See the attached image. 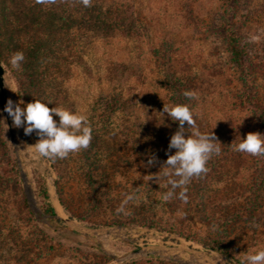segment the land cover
<instances>
[{
  "label": "rangeland",
  "instance_id": "374dc122",
  "mask_svg": "<svg viewBox=\"0 0 264 264\" xmlns=\"http://www.w3.org/2000/svg\"><path fill=\"white\" fill-rule=\"evenodd\" d=\"M100 1L119 10L118 21L72 29L76 44L58 74L59 97L46 87L45 95L29 91L25 82L22 98L2 63L8 101L72 104L87 116L92 140L66 159L38 157L35 131L25 135L13 125L0 93V264H229L218 249L236 264L264 250V214L244 212L248 200L264 198V157L232 147L250 132L264 135V0ZM224 28L238 36L241 63L230 55ZM164 104L188 105L198 129L221 143L208 172L187 185V203L182 188L163 200L169 180L178 179L165 177L161 165L179 128ZM49 207L73 225L57 221ZM110 226L120 228L116 237L92 232ZM138 246L154 254L116 261Z\"/></svg>",
  "mask_w": 264,
  "mask_h": 264
},
{
  "label": "trees",
  "instance_id": "16d2710c",
  "mask_svg": "<svg viewBox=\"0 0 264 264\" xmlns=\"http://www.w3.org/2000/svg\"><path fill=\"white\" fill-rule=\"evenodd\" d=\"M119 13V10L105 6L100 0H92V6L87 8L77 0H58L52 6L37 4L36 0H0V60L13 74L20 96L24 98L27 94L24 86L27 82L29 91L36 90L38 93H35L45 95L43 89L46 87L54 89L59 97L60 92L55 87H61L64 78L59 79L58 74L64 68L63 64L68 62L76 44L74 35H71L72 29L90 31L111 28L106 21H118ZM113 26L115 28L116 25ZM222 33L232 59L241 63L243 51L235 30L224 28ZM17 51L24 53L25 60L19 69H14L9 61ZM70 111H75L72 104ZM260 123L264 130V118L260 119ZM263 188L264 181L261 192ZM48 212L61 222L52 207H49ZM244 212L250 218H255L259 212L263 215L264 198L248 200ZM218 251L224 254L229 264L234 261L230 253ZM235 263L242 264L236 260Z\"/></svg>",
  "mask_w": 264,
  "mask_h": 264
},
{
  "label": "clouds",
  "instance_id": "9594fccd",
  "mask_svg": "<svg viewBox=\"0 0 264 264\" xmlns=\"http://www.w3.org/2000/svg\"><path fill=\"white\" fill-rule=\"evenodd\" d=\"M77 2L86 8L92 6V0H77ZM36 3L52 6L57 4L58 0H36ZM251 39L258 38L251 37ZM24 60V53L17 51L11 56L9 63L14 69H19ZM183 95L188 99L196 97L193 91H185ZM21 104L23 101L14 104L9 100L4 111L12 118L15 127L24 128L25 135L36 132L39 139L31 147L35 149L38 157L53 160L66 159L71 153L79 152L90 146L92 128L86 115L57 106L49 108V103L38 99L27 103L24 107H21ZM163 112L179 124L178 130L170 138L168 158L161 165L165 177L178 179L169 180L172 190L163 195V200H171L175 189L182 188L184 190L179 193V199L187 203V185L194 177H200L208 172L207 162L213 155L221 153V143L213 131L204 133L198 129L194 114L188 105L177 104L168 107L164 104ZM54 116L59 117L58 122ZM185 123L188 125L187 130L184 127ZM186 132L190 134L186 136ZM232 147L235 152L264 157V135L259 132H250L246 138L240 139V142L233 144ZM172 149L176 150L174 154H171ZM155 162L156 157L153 156L149 160V165ZM131 199H133L132 196L127 197L124 203L126 204ZM124 210V205L118 209L120 212ZM242 264H264V250L247 254Z\"/></svg>",
  "mask_w": 264,
  "mask_h": 264
},
{
  "label": "water",
  "instance_id": "95a60500",
  "mask_svg": "<svg viewBox=\"0 0 264 264\" xmlns=\"http://www.w3.org/2000/svg\"><path fill=\"white\" fill-rule=\"evenodd\" d=\"M6 76H7V72L4 69L3 64H2V62L0 60V93L3 95L4 107L6 106L7 101H8V94H7V90H6V87H7ZM6 115H7V118H9L8 113ZM9 128H10L11 133L13 134V127H12V125L10 123H9ZM16 160H17V165H18L19 171H20V173H21V175H22V177L24 179V183L26 184L27 175H26V172L23 169V163H22V161L20 159V156H19L18 152H16ZM57 217L60 219L61 222H63L67 226H72L73 223H74V221L72 219L62 218V217H60L58 215H57ZM116 229L120 230V228H116V227L110 226V227H103V228H94V229H92V232L93 233H105V234L112 235L113 237H116L115 233H113ZM147 249H148L147 247L138 246L135 250L129 252L124 257L116 259V261L118 263H124L125 261H127V260H129V259H131V258H133V257H135L137 255H142L144 257H149V256L154 254V251H147ZM103 251H104V253L109 255V253L106 250H103Z\"/></svg>",
  "mask_w": 264,
  "mask_h": 264
}]
</instances>
